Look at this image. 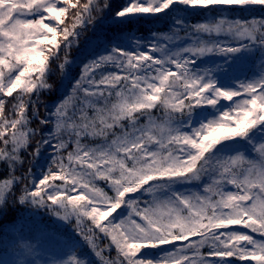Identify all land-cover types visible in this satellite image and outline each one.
<instances>
[{
  "label": "snow or ice",
  "instance_id": "obj_1",
  "mask_svg": "<svg viewBox=\"0 0 264 264\" xmlns=\"http://www.w3.org/2000/svg\"><path fill=\"white\" fill-rule=\"evenodd\" d=\"M113 9L0 0V218L72 225L59 257L11 229L0 264H264V0Z\"/></svg>",
  "mask_w": 264,
  "mask_h": 264
},
{
  "label": "trees",
  "instance_id": "obj_2",
  "mask_svg": "<svg viewBox=\"0 0 264 264\" xmlns=\"http://www.w3.org/2000/svg\"><path fill=\"white\" fill-rule=\"evenodd\" d=\"M112 3L114 5L113 10H115V8L122 6L125 3V0H112ZM255 14L264 15V13L260 12L259 10ZM190 19L193 22H195L196 20L200 19V17L193 15ZM166 28H167V25L163 22L135 23L129 26L130 30L135 31L138 34L143 35V36H147L149 31L151 30H156L159 32V31H164ZM102 31L104 32L105 35H107L110 38L111 35L116 31V29L105 25ZM94 35L95 33H93L90 29L85 30L81 37L80 46L83 47L84 37H93ZM71 52H72V55L75 56L78 52V49L73 48ZM56 63H58V61L53 62L52 64L53 74L50 75L49 77V83L53 84L54 89H58L60 85V74H59V71L56 69ZM72 75L74 77L79 75L78 67L73 70ZM54 98H55L54 94H45L44 96L41 97V99L46 100V101L52 100ZM41 115H43L42 108H41ZM33 126H35V122H33ZM27 167H28L27 157L25 156V164H24L23 169H21L20 171L26 170ZM4 169H5V166L3 164H0V170H4ZM100 186L104 187L105 185L101 182ZM10 201H11V198H10ZM21 226H23L24 235L26 237L35 236L36 238L45 234L46 236L53 235L59 239L60 237H66L72 231V225H65V224L58 222L54 217H51L49 214H47L42 209L41 210L29 209L26 206H20L17 204L14 207L9 209L8 214L6 216H4L3 218H0V236H6V234L11 229L13 228L19 229L21 228ZM103 243H106V241L102 242L101 246H103ZM58 247L61 248L62 245ZM49 248L53 250L51 246ZM83 252L85 255H87L88 259L93 261V264H96L94 257L92 256L91 252L87 248H84ZM111 255L113 256L115 255L114 250L111 253ZM252 264H254V262H252Z\"/></svg>",
  "mask_w": 264,
  "mask_h": 264
},
{
  "label": "rangeland",
  "instance_id": "obj_3",
  "mask_svg": "<svg viewBox=\"0 0 264 264\" xmlns=\"http://www.w3.org/2000/svg\"><path fill=\"white\" fill-rule=\"evenodd\" d=\"M37 240L40 241L42 255H44L46 257H50V256L59 257L60 253H62L64 251V249H62L63 246L61 248L58 247L62 244L59 243L58 242L59 239L53 235H47L46 236L45 234H43L40 237H38ZM50 246L53 248V250L51 248H49ZM64 258H66V257H64Z\"/></svg>",
  "mask_w": 264,
  "mask_h": 264
}]
</instances>
